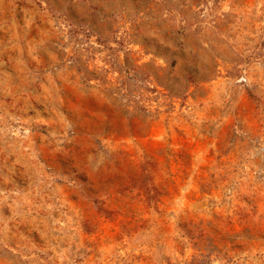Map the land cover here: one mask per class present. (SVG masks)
Masks as SVG:
<instances>
[{
    "label": "rangeland",
    "instance_id": "obj_1",
    "mask_svg": "<svg viewBox=\"0 0 264 264\" xmlns=\"http://www.w3.org/2000/svg\"><path fill=\"white\" fill-rule=\"evenodd\" d=\"M0 264H264V0H0Z\"/></svg>",
    "mask_w": 264,
    "mask_h": 264
}]
</instances>
